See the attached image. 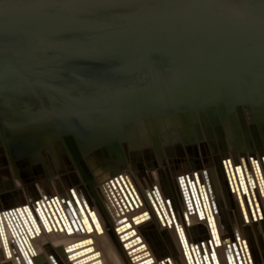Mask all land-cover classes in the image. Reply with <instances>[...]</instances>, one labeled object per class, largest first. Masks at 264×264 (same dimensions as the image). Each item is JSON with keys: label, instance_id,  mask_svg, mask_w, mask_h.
Here are the masks:
<instances>
[{"label": "bare ground", "instance_id": "6f19581e", "mask_svg": "<svg viewBox=\"0 0 264 264\" xmlns=\"http://www.w3.org/2000/svg\"><path fill=\"white\" fill-rule=\"evenodd\" d=\"M149 85L153 95L164 98L159 106H151L152 110H114L110 114V110L96 109L74 95H60L54 90L0 93V128L7 133V141L0 144V215L7 221V230H2L7 231L4 241L14 248V255L9 257L0 240V264H84L70 257L67 246L85 236L50 231L46 221L41 225L32 219L33 230H37L33 240L37 256H22L19 250L33 252L25 234V228L31 233L25 214L33 210V205L22 209L18 206L25 204V198L37 199L36 194L42 192L39 199L49 193L61 194L63 205L67 201L71 207L72 187L99 211L104 231L93 233V237L102 263L138 264L152 257L153 263L141 264H166L167 258L170 264H186L184 252L190 259L196 258L195 252L199 255L192 244L208 237L209 222L198 213H188L189 223L179 225L180 232L189 239L182 247L167 211L161 215L163 218L153 211L165 200L161 195L168 197L170 193L175 200L172 207L184 211L179 185L186 181L196 196L195 202L199 201V205L194 204L195 211L212 214L215 209L221 240L234 242V249L244 254L249 264H264V56L256 69L242 78L246 94L238 105L187 106L169 79L151 80ZM111 116L115 117L109 119ZM133 116L140 119L132 120ZM110 133L119 137H111ZM135 144L138 147H133ZM240 164L245 168L242 171L250 193L254 192L256 198V217L245 206H239L234 194L237 191L238 198H243L238 182L242 177ZM6 175L9 177L4 178ZM120 175L129 178L130 189L121 185L117 179ZM105 177H114L116 183L109 181L110 186L102 188ZM134 196H139L143 204L131 214L148 210L149 215L134 219L138 225L133 228L139 238L125 246L126 236L121 237L115 227L125 221L117 218L123 212L120 202L126 209L127 204L133 208L137 202ZM42 209L52 221L55 214L51 206ZM175 216L177 221L181 219ZM8 219L16 235L11 233ZM134 243L133 247L145 245L133 252L130 246ZM139 251L147 256L137 255ZM219 251L225 256V246ZM88 264L97 262L91 260Z\"/></svg>", "mask_w": 264, "mask_h": 264}, {"label": "water", "instance_id": "95a60500", "mask_svg": "<svg viewBox=\"0 0 264 264\" xmlns=\"http://www.w3.org/2000/svg\"><path fill=\"white\" fill-rule=\"evenodd\" d=\"M263 56L264 0H0V93L54 90L60 95H74L96 109L110 110V114L159 106L164 98L152 94L149 82L167 78L187 106L226 107L242 102L246 94L242 78L256 69ZM135 119L140 117L133 116ZM0 131L1 144L7 141V133L4 128ZM117 179L130 188L129 178ZM238 180L243 192L238 204L256 217L254 192L250 193L243 171ZM179 187L191 198V208L184 206L185 216L193 209L190 215L198 213L210 223L211 240L196 245L198 262L249 264L240 251L229 253L234 242L215 239V209L212 214L195 211L194 204L199 205V201L182 188L191 185L186 181ZM74 191L71 207L67 201L63 205L58 200L54 209L58 223L51 214L53 220L46 224L51 231L77 236L85 233L67 246L70 257L79 258V263L93 260L103 264L93 237V233L104 231L98 209ZM204 203L202 200L201 205ZM129 227L124 225L121 231L127 243H132L137 239L131 238L135 232ZM219 244L227 248L223 257L215 252ZM143 246L137 245L132 251ZM140 251L137 255L147 256ZM246 255L248 258L247 249ZM151 260L148 257L138 264Z\"/></svg>", "mask_w": 264, "mask_h": 264}, {"label": "rangeland", "instance_id": "374dc122", "mask_svg": "<svg viewBox=\"0 0 264 264\" xmlns=\"http://www.w3.org/2000/svg\"><path fill=\"white\" fill-rule=\"evenodd\" d=\"M0 134H1V131H0ZM2 137V136H1ZM7 177H9V176H4V178H7ZM121 179H124L123 177H121ZM126 179H128L127 177H126ZM108 182V181H107ZM107 182H104V183H102L103 184V186H105V185H107L108 183ZM123 184H126L127 185V181H123ZM102 186V185H101ZM72 188H74V187H72ZM128 188H129V186H128ZM183 188V191H188V192H190V193H193L192 192V190H191V188L190 187H188L187 189L185 188V187H182ZM130 189V188H129ZM158 190H159V188H158ZM200 190H202V189H200ZM131 191V190H130ZM179 191H180V195H181V198H182V203H183V206H186V204H187V207L188 208H191V206H190V204H189V201L191 200V198H188L189 196L188 195H185V193L183 192L182 193V190H181V188L179 187ZM132 192V191H131ZM159 195L161 194V190H159ZM200 193L201 194H203L202 193V191H200ZM196 194V193H195ZM235 195H236V198H238V193H237V191L234 193ZM37 195V199H39V197H42V192H39V193H37L36 194ZM40 195V196H39ZM60 197H62V195L61 194H57V195H52L51 193H49V194H47V195H44V197L42 198V203H40V205H39V202H41V201H39L38 202V204H37V199H35V196H33V197H30V198H25V201H24V203L25 204H21L20 206H18L19 208H26L27 206H29L28 208H30V207H32V205H33V210H30L29 212H28V214H27V212H26V214H25V217H26V220H27V223L29 224V226H30V228H31V233H30V231L27 229V228H25V234H26V236H27V238H30V243H31V245H29V248L31 247V249H33L32 251V253H30V252H28V254H26L25 252H23V249L21 250V249H19L20 250V254L22 255V256H26V255H28L29 256V258H32V257H35V255L37 254V251H36V247H35V245H34V243H33V240H34V238H36L37 237V233L36 234H33V233H35V231L37 232V230H33V225H32V219L33 220H35V221H40V223H41V225H42V223H44V221H46L47 222V220H48V218H49V216L43 211V209H42V207L43 206H45V209H46V207H48V204L51 206V208L54 210L55 209V207H57V203H58V200L60 199V201L62 202V199L60 198ZM64 197V196H63ZM135 197V196H134ZM160 197V196H159ZM161 197L162 198H164L165 200H163V202H166V201H168V198H169V201H170V203L171 204H175V200H174V198H173V196H172V193H170L169 195H168V197L166 196V197H163L162 195H161ZM190 197H191V195H190ZM262 198V197H261ZM263 198H264V196H263ZM256 199V198H255ZM135 200L137 201L136 203H133L132 205L135 207V205L134 204H136V205H138L140 202H139V200H138V198H136L135 197ZM30 201V204L29 203H27V202H29ZM111 201V203L113 204V206L115 205L114 204V202L112 201V200H110ZM110 201H109V203H110ZM23 203V202H22ZM249 203V202H248ZM257 203V202H256ZM42 204V205H41ZM110 206H111V204H109ZM140 206V205H139ZM193 210V209H192ZM249 210L251 211V210H253L251 207H249ZM261 210V209H260ZM192 211H191V209L189 210V212H187V213H191ZM213 212H214V210H213ZM0 214H1V212H0ZM2 215V214H1ZM0 215V222L1 223H3L4 224V229H2V228H0L1 230H0V240H1V245H2V248H3V250H4V252H5V254H7V253H9V257H12L14 254L12 253V246H10V249H9V252L8 251H5V245L3 244L4 243V239L6 238V235H7V231H5V232H2V230H5V228H6V230H7V226L5 225L6 224V222H5V220H4V218H2L3 216H1ZM125 215V214H124ZM252 216H255V215H252ZM122 218H125V217H123V216H121ZM118 218H120V215L118 216ZM181 219L179 220V224L181 225V224H183V223H185V220H183V218L182 217H180ZM133 219H135V218H133ZM120 220V219H119ZM188 220V219H187ZM189 221V220H188ZM131 221H126L125 223H123V225H122V227L124 226V225H127V224H129L130 225V227H129V230H130V232H132V231H134L133 230V226L131 225ZM187 223H189V222H187ZM8 224H9V228H10V231H11V233L12 234H14V235H16V231L14 230V227L12 226V224L9 222V219H8ZM80 225V224H79ZM218 223H215L214 225H213V229H214V231L213 232H215V239L217 240V241H220L221 240V236H222V234H220V229H219V227H218ZM81 232H83V230L81 231ZM2 233H4V234H2ZM97 233H100V231H98ZM184 233V232H183ZM185 234V233H184ZM33 235V236H32ZM71 235V234H70ZM83 235H85V233L83 234ZM124 233L123 234H120V236L121 237H124ZM12 237H13V235H11ZM24 236V235H23ZM25 236V237H26ZM90 237H92V236H90ZM135 236H133V233L131 234V238H134ZM137 237V236H136ZM14 238V237H13ZM93 238V237H92ZM139 238V237H138ZM206 238V237H205ZM204 237H201V238H198V240H196V242H198V241H201V240H203V239H205ZM78 241V240H77ZM77 241H75V242H77ZM123 243H124V245L126 246L128 243H127V241H125V240H123ZM18 244V243H17ZM12 247V248H11ZM96 247V246H95ZM222 247V244H219V245H217L216 246V250H215V252L217 253V252H220L219 251V248H221ZM233 247V248H232ZM97 248V247H96ZM131 248V247H130ZM14 249V248H13ZM11 250V251H10ZM226 250H227V248H226ZM233 250H234V246H230L229 245V253H232L233 252ZM204 252H206L207 253V251L205 250V248H204ZM211 253V255L213 256V260H214V257H215V253H214V251L213 252H210ZM87 254V253H86ZM33 255V256H32ZM160 259H162L161 258V256H160ZM164 259V258H163ZM162 259V260H163ZM170 259V258H169ZM161 260V261H162ZM89 262V261H88ZM85 263H87V262H85ZM84 263V264H85ZM171 263V262H170ZM169 263V264H170ZM103 264H106V263H103ZM166 264H168V263H166Z\"/></svg>", "mask_w": 264, "mask_h": 264}, {"label": "flooded vegetation", "instance_id": "af4514ba", "mask_svg": "<svg viewBox=\"0 0 264 264\" xmlns=\"http://www.w3.org/2000/svg\"><path fill=\"white\" fill-rule=\"evenodd\" d=\"M120 176H123V175H120ZM118 178V177H117ZM114 177H112V178H110L109 179V181H113V182H115L114 181ZM109 183V182H108ZM75 188H71L70 189V191H71V194H72V198L75 196ZM136 193V192H135ZM57 195V194H56ZM59 195V194H58ZM136 195H137V193H136ZM136 197V196H135ZM139 197V196H138ZM138 197H136V198H138ZM61 199L63 198V196L62 197H60ZM109 199H111L113 202H114V208H117V204H116V202L114 201V199L109 195ZM139 199V198H138ZM41 201L42 200V198H40V199H37V203L39 202V201ZM107 202H109V200H107ZM139 204L140 205H142L143 204V202L141 201V200H139ZM164 203V204H163ZM159 202V205H160V207H162V209H160L158 206L159 205H157L156 206V209H153V211H154V213H155V215H156V217H158V218H163L161 215L162 214H167L168 215V218H170V221H171V223H173L174 224V226H175V229L178 231V233H179V236L181 237V240H180V242H181V245H182V247H183V245H184V243H185V241L186 242H188V238L186 237V235L184 234V233H181L180 232V224H179V221H177V219H176V216L175 215H177V216H179V218L180 217H182L183 218V220H185V222L187 223V219H188V217H186L185 215H186V213L184 212L185 211V208H184V211L181 209V208H177V210H176V208H173L172 207V204L170 203V201H169V198H168V201H166V202ZM110 204V203H109ZM139 204L136 206V207H134L133 205V208H130L129 207V205L127 204V209L126 208H124L123 207V204L120 202V206H121V208H123V212L121 213H119V215H120V217L121 216H123V217H125V218H122V219H120V220H125L124 221V223L128 220V221H133V218H138V217H144V216H147V215H149V212H148V210H146V211H143L142 213H140V214H136V215H132L131 213L132 212H134L135 210H138L139 208H140V206H139ZM166 204V205H165ZM116 206V207H115ZM131 206V207H132ZM183 206V205H182ZM111 208H112V206H111ZM135 209V210H134ZM113 210V209H112ZM165 211H167V213H165ZM99 212V211H98ZM125 214V215H124ZM118 218V217H117ZM102 220V219H101ZM189 222V221H188ZM133 223V222H132ZM122 225H123V223L122 224H119L118 226H116L115 227V230L117 231V232H119V234H123L122 233V231H121V229H122ZM138 224H136L135 223V226H137ZM132 226H134L133 224H132ZM209 226H210V223H209ZM3 227V228H2ZM0 228H2V229H4V224L3 223H1L0 222ZM211 228V227H210ZM209 228V229H210ZM208 229V237H204L205 239H203V240H201V241H198L200 244H202V243H205V242H207L208 240H211V237L213 236H211V231ZM133 230H134V234H133V236H135L134 238L135 239H138V237L139 236H137L136 235V233H137V231H136V229L135 228H133ZM50 231H51V228H50ZM57 232V231H56ZM213 232V231H212ZM33 234H36V233H33ZM184 236V238H182L183 236ZM7 236V235H6ZM137 236V237H136ZM184 239V240H183ZM125 240V239H124ZM196 240H198V239H196ZM196 240H194V242H193V247H196V245H197V243L198 242H196ZM7 241V240H6ZM126 241V240H125ZM4 245H5V251H8L9 252V249H10V244L8 243V241L7 242H5L4 241V243H3ZM144 245H145V243H144ZM11 251V250H10ZM185 251V250H184ZM98 253H100L101 254V252L100 251H97V255H98ZM92 254H94V253H92ZM99 254V255H100ZM91 255V254H90ZM96 254H94V256H95ZM194 255V254H193ZM193 257H196V258H191L190 259V257L187 255V253H186V251L184 252V258H185V261H186V264H199V262L197 261V263H196V260L198 259V256H197V254L195 253V256H193ZM82 259H84V257L82 258ZM169 262L170 263V259H166L165 261H164V263H166V262ZM168 263V264H169Z\"/></svg>", "mask_w": 264, "mask_h": 264}, {"label": "snow or ice", "instance_id": "6c2138e0", "mask_svg": "<svg viewBox=\"0 0 264 264\" xmlns=\"http://www.w3.org/2000/svg\"><path fill=\"white\" fill-rule=\"evenodd\" d=\"M139 222V221H138Z\"/></svg>", "mask_w": 264, "mask_h": 264}]
</instances>
